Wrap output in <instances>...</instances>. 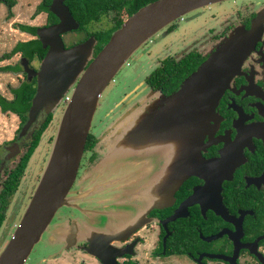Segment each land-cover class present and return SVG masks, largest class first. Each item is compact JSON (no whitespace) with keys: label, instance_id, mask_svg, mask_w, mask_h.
<instances>
[{"label":"flooded vegetation","instance_id":"af4514ba","mask_svg":"<svg viewBox=\"0 0 264 264\" xmlns=\"http://www.w3.org/2000/svg\"><path fill=\"white\" fill-rule=\"evenodd\" d=\"M17 1L0 0V7L5 8L7 16H14ZM132 1L134 5L142 7L154 0ZM231 2L234 5L230 11L217 12L220 14L212 16L215 25L203 31L201 39H210L209 48L200 51L188 50L186 53L195 51L207 57L236 28L243 26L249 29L258 16L264 20V0H228L200 9L222 7ZM64 3L68 5L66 0ZM39 14H45L46 22L43 26L59 21L53 13L49 16L48 12L40 11L36 15ZM9 23L14 25L13 29L20 31L15 28L19 22L12 20ZM167 30L168 28L164 29ZM25 34L29 35V38L17 40L13 47L19 41H29L37 37L26 32ZM13 47L1 55L9 53ZM176 55L173 54L172 57ZM15 56H18L15 61L3 66H16L17 69L0 72L15 74L18 85L23 80L36 82L35 77L28 80L21 64V58L24 56H21L20 52L0 61L10 60ZM40 61L41 58L29 61V66L37 70ZM33 62L38 64L34 65ZM158 66L149 68L148 72H151L148 75V72L143 70V76L146 75L134 84V92L124 94L122 99L115 102L116 110L112 115H108L107 125L100 131L99 136L90 132L93 144L88 148L85 146L74 184V205L63 206L58 210L41 241L34 246L24 264H230L221 257H215L233 255L235 246L229 234L224 233L218 238L208 239L224 230L238 234L242 232L239 244H248L264 256V21L254 48L243 60L240 72L230 80L223 91L215 108L216 116L202 137L200 152L206 161L220 159L223 153L229 161L235 163L231 174L223 179L220 189L222 202L229 212L230 220L216 214L208 207L207 201H204L203 206L195 203L190 205L187 211H181L186 212L185 216L170 219L194 188L204 185L206 180L203 174L205 175L207 164L200 176L191 175L179 185L170 205H166L169 204V199L160 201L164 188L165 191L170 190L168 185L161 188V183L165 185L171 179L165 175V166H175V156L178 159L185 147H180L177 151L172 147L161 155L147 154V149L142 150L136 157L139 167L134 168L135 171L127 179L113 181L107 178L93 180L87 184L85 183L89 180H79L82 177L81 171L93 166L101 158L100 149H106V143L116 140L118 133L112 135V125L115 124L112 120L116 115L130 110L131 107L150 104L153 99L150 97L152 91H160L148 82L149 76ZM44 113L45 110L22 137H19V134L25 122L19 125L12 145L17 144L20 148L21 140L31 136L33 128ZM2 161L4 162V159ZM85 161L88 167H84ZM174 166L172 173H175ZM137 173L142 176L137 177ZM186 183L189 184L187 187ZM207 195L211 194L206 193ZM63 209H66V212ZM257 239L255 247L253 243ZM249 247L239 250L237 263L261 264ZM39 248L43 251L40 254Z\"/></svg>","mask_w":264,"mask_h":264},{"label":"water","instance_id":"95a60500","mask_svg":"<svg viewBox=\"0 0 264 264\" xmlns=\"http://www.w3.org/2000/svg\"><path fill=\"white\" fill-rule=\"evenodd\" d=\"M228 0H154L125 18L113 31L108 41L94 54L97 39L90 35L85 40L66 47L62 35L75 31L80 24L73 17L64 0H52L49 11L59 21L36 28V36L46 50L37 70L29 66L26 57L21 64L28 80L36 78V91L31 99L28 115L20 129L24 136L37 121L40 113L56 110L64 95L71 91L62 118L53 138L46 166L6 246L0 252V264H24L34 246L41 241L58 210L72 207L75 202L74 184L84 155L87 138L99 99L114 77L146 42L184 15ZM263 18L256 17L249 29L243 26L232 31L171 93L152 91L148 106L131 107L112 125L119 135L109 149V163L120 157H138L168 152V147L185 146L176 160L175 173L169 180L166 200L174 201V192L189 176H200L205 165V184L195 187L170 219L185 216L195 203L208 207L226 220L229 212L220 195L221 183L235 165L222 153L220 159L205 160L201 155L202 137L215 118V108L230 80L240 72L243 60L254 48L263 29ZM160 96V97H159ZM159 97V98H158ZM176 148V147H175ZM17 144L7 150H17ZM114 157L115 160H112ZM126 157V158H127ZM122 180V176H118ZM117 179V180H118ZM105 184V183H103ZM166 187V185H165ZM210 193L211 195H207ZM232 221V220H231ZM228 233L234 241L232 256L216 255L230 264H238L239 250L249 247L239 244L238 233L221 231L211 238ZM257 240L253 245L257 246ZM264 264V256L249 247Z\"/></svg>","mask_w":264,"mask_h":264},{"label":"rangeland","instance_id":"374dc122","mask_svg":"<svg viewBox=\"0 0 264 264\" xmlns=\"http://www.w3.org/2000/svg\"><path fill=\"white\" fill-rule=\"evenodd\" d=\"M17 2L18 5L15 9L14 16H7L5 8H3V6L0 7V55L11 48L12 44L10 43L15 44V42L20 38L25 40L27 39V36L21 35L20 32H14L12 28L14 25L9 23V21L11 22L12 20H15L17 23L19 22L23 24H29L28 22H32L34 24L33 26H43L46 22L45 14L36 15L38 12L36 11L35 6L39 4L40 0H18ZM233 5L234 3L232 2L225 3L222 7L220 6L221 8H205L198 10L196 13L184 15L183 20L180 18L176 22L172 23L176 24L173 32H171V30L169 31V29L167 31L161 30L156 35L152 36L146 44L133 55V57L128 61V65L124 66V68L114 77L113 81L102 93L92 122L91 132L95 136H99L100 131L107 125L108 115H112V113L116 110L117 106L115 102L122 99L124 94H131L134 92L132 87L140 81V78L145 77L146 74L143 76L144 71L147 73L149 68L158 66L163 59L170 57L173 54H177L176 56H182V54H179L180 52L186 53L188 50L200 51L209 48L210 41L208 40L210 39H201L203 31L206 30L207 27H213L215 25L214 19H212L213 15L217 16L220 14L217 12L221 11H230ZM194 14H200V16L196 17ZM7 17H9V19H7ZM126 17L127 15L124 16V18ZM110 26V21L107 20V18H103L96 24L87 25V29L89 32H94L109 28ZM62 39L65 46L70 47L81 42L83 34L71 31L63 34ZM33 64L37 65L38 62H33ZM150 72H148L147 75ZM13 82L14 81H11L10 75L5 76L0 73L1 96H4L7 99L12 98V96L8 94ZM14 84H18V80ZM66 94L71 96V91L69 90ZM153 99L150 102L153 103ZM148 104L149 103H146L142 107L145 108ZM59 106L58 107L62 110L57 108L56 110L50 111L53 114L52 120L43 132L39 145L33 151L27 163L16 193L9 198V204L5 209L6 218L0 228V252H2L16 226L20 223L24 215L25 208L27 204H29L30 198L46 166L53 138L56 134L65 107L62 103H60ZM45 113L49 112L45 111ZM122 114H124V112L118 113L112 120V123L116 122L117 118H119ZM19 125L20 120L16 115L11 112L3 113L0 110V156L4 159V165L0 169L2 178L6 176L7 172L16 167L20 157L26 151L27 145L31 140V137L23 138L20 142V148L12 150L8 153L6 152V149L12 146V140L14 136L17 135V128ZM105 138H102V140H105ZM110 143H106V149H100L99 152L102 156L93 164V166L86 168L85 171L84 169L81 171L82 177L79 180H89L85 184L93 180H105L108 178L111 171H114V173L118 176L121 175L123 177L122 179L130 177L131 173L135 171L133 168L134 163L132 164L135 158L118 156V160L111 161L110 159L109 163V157L107 156L109 155ZM112 160H115L114 157ZM85 166L86 161L84 167ZM136 176L140 177L142 175L137 173ZM63 210L66 212V209ZM38 251L39 254L43 252L40 248Z\"/></svg>","mask_w":264,"mask_h":264},{"label":"trees","instance_id":"16d2710c","mask_svg":"<svg viewBox=\"0 0 264 264\" xmlns=\"http://www.w3.org/2000/svg\"><path fill=\"white\" fill-rule=\"evenodd\" d=\"M52 0H40L36 11L48 12L49 16L52 14L49 11V4ZM71 13L74 15L80 26L75 32L83 34L84 40L88 35L93 34L97 43L94 47V54H96L102 46L108 41L111 34L116 30L120 24L124 21V16H128L135 12L140 5H134L132 0H66ZM103 18H107L110 21L111 26L106 29L89 32L87 25L96 24ZM51 22V21H50ZM176 27V24H171L168 27L172 30ZM15 28L22 32L29 33L30 35H36V26L27 24H16ZM20 52L21 56L26 57L29 61L39 60L46 52L42 48V45L37 37L29 41H19L12 48L9 53H4L0 56V60L11 57L14 53ZM179 56V55H178ZM167 57L162 60L161 64L152 72L148 78L149 84L157 90H160L164 94H169L175 90L182 80L187 77L197 66L206 58L205 55H201L198 52L190 51L182 56ZM16 70L17 67L2 66L1 71ZM12 94L11 99H7L0 95V110L3 113L11 112L15 114L19 120L20 125L23 124L27 118L28 109L31 104V99L36 91L35 80L27 81L23 80L16 87L10 88ZM51 113H44L31 133V140L27 145V149L20 157L16 167L2 178L0 172V181L2 189L0 190V227L5 220V209L9 204V198L12 197L19 182L24 174L27 163L39 144L43 132L46 130L52 120ZM93 144L92 135L90 134L86 143V148ZM4 165L2 157L0 156V169ZM189 184H185L187 187Z\"/></svg>","mask_w":264,"mask_h":264},{"label":"crops","instance_id":"0c3cea01","mask_svg":"<svg viewBox=\"0 0 264 264\" xmlns=\"http://www.w3.org/2000/svg\"><path fill=\"white\" fill-rule=\"evenodd\" d=\"M30 25H34L32 22H28ZM14 30V32H16V33H18V32H20V31H18V30H16V29H13ZM20 34L21 35H25V36H27V39L29 38V35H26L25 34V32L24 33H22V32H20ZM20 39H22V40H24L23 38H20ZM13 42V41H12ZM10 44H12V46L11 47H13V45H14V43H10ZM10 46V45H9ZM17 57L18 56H15L14 58H11L10 60H4V61H0V66H3V65H5V64H8V63H12L13 61H15L16 59H17ZM1 74H3V75H10L11 76V81H14L13 82V84H12V87H16L18 84H14L16 81H17V78H15V74H13V73H9V72H0ZM8 95H11V93L9 92V94ZM12 96V95H11ZM9 97V96H8ZM115 133H117V132H115ZM114 135V134H113ZM119 135V134H118ZM118 137V136H117ZM116 140H114L111 144H110V146H109V149L111 148V146H112V144L115 142ZM172 147H176L175 148V151H177V149L178 148H180V147H185V146H181V145H179V146H175V145H172L170 148L168 147V149L170 150V149H172ZM185 149H186V147H185ZM185 149H183V151H185ZM168 150V151H169ZM182 151V152H183ZM135 158V160L132 162V164H133V168H138L139 167V161L137 160V158L136 157H134ZM176 160H177V156H175V166H176ZM174 166V165H173ZM173 166L172 165H170V166H165V169L164 170H166V172H165V175H167V176H169V178H171L172 177V171H171V169L173 168ZM175 166H174V169H175ZM121 173V172H120ZM120 176V175H119ZM118 179V175L116 174V173H114V171H111L110 173H109V176H108V179L107 180H117ZM119 180V179H118ZM171 180V179H170ZM166 186L168 185L169 186V180H168V182L165 184ZM165 185L164 184H162L161 183V188H163V186L165 187ZM164 191H165V188H164ZM164 191L162 192V194H161V196H160V201H165L166 200V192H168L167 190L165 191V193H164Z\"/></svg>","mask_w":264,"mask_h":264},{"label":"built area","instance_id":"2783aa9c","mask_svg":"<svg viewBox=\"0 0 264 264\" xmlns=\"http://www.w3.org/2000/svg\"><path fill=\"white\" fill-rule=\"evenodd\" d=\"M183 18V17H182ZM70 100V95L66 94L64 97H63V100H62V104L63 105H66V103Z\"/></svg>","mask_w":264,"mask_h":264}]
</instances>
